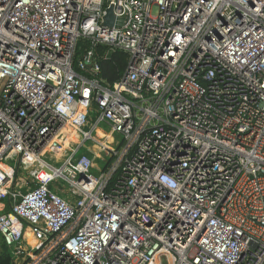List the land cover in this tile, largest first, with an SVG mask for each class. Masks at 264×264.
Returning <instances> with one entry per match:
<instances>
[{
  "label": "built area",
  "instance_id": "obj_1",
  "mask_svg": "<svg viewBox=\"0 0 264 264\" xmlns=\"http://www.w3.org/2000/svg\"><path fill=\"white\" fill-rule=\"evenodd\" d=\"M85 38L127 52L111 85L93 47L73 67ZM0 238L14 264H264V0H0Z\"/></svg>",
  "mask_w": 264,
  "mask_h": 264
},
{
  "label": "trees",
  "instance_id": "obj_2",
  "mask_svg": "<svg viewBox=\"0 0 264 264\" xmlns=\"http://www.w3.org/2000/svg\"><path fill=\"white\" fill-rule=\"evenodd\" d=\"M93 47V58L98 68L95 76L102 80L106 85H111L124 72L127 64L128 54L125 50L116 48L108 50L102 44H90L88 39H80L77 41L73 54V67L78 69V64L82 61L84 53ZM0 264H14L13 257L10 253L3 249L0 251Z\"/></svg>",
  "mask_w": 264,
  "mask_h": 264
},
{
  "label": "crops",
  "instance_id": "obj_3",
  "mask_svg": "<svg viewBox=\"0 0 264 264\" xmlns=\"http://www.w3.org/2000/svg\"><path fill=\"white\" fill-rule=\"evenodd\" d=\"M70 131H73V130H67L66 132H67V138H68V134H69V132ZM75 133V132H74ZM99 136H101L102 135V133H101V131H99ZM105 134H107V136L108 137H112V136H114V141H115V135H113L112 133H111V130L109 129V131L107 132V133H103V135H105ZM77 136V134H74L73 136H72V138H70L69 140H68V146H70V145H76V143L77 142H79L78 140H79V137L77 138L76 137ZM77 138V139H76ZM107 140H109V141H111V138H108ZM74 141H75V143H74ZM93 147L94 146H92V145H87V151L88 152H90L91 154H93L94 155V157H98V156H101V154H102V152H100V149H99V147L98 146H96V150H94L93 149ZM83 150H85L86 148H82ZM81 150V149H80ZM86 151V150H85ZM28 236L30 237V234H28Z\"/></svg>",
  "mask_w": 264,
  "mask_h": 264
},
{
  "label": "water",
  "instance_id": "obj_4",
  "mask_svg": "<svg viewBox=\"0 0 264 264\" xmlns=\"http://www.w3.org/2000/svg\"><path fill=\"white\" fill-rule=\"evenodd\" d=\"M102 25L107 27H121L123 25V18H116L113 14L112 7H109L103 16Z\"/></svg>",
  "mask_w": 264,
  "mask_h": 264
},
{
  "label": "rangeland",
  "instance_id": "obj_5",
  "mask_svg": "<svg viewBox=\"0 0 264 264\" xmlns=\"http://www.w3.org/2000/svg\"><path fill=\"white\" fill-rule=\"evenodd\" d=\"M97 130H98V131H101V133H107V132L109 131L108 127L105 126L104 124H100V125H98ZM104 136H105V135L102 134L101 136H99V139H100V140H101V139H104ZM76 137H77V136H76ZM77 138H78V137H77ZM77 138H76V139H77ZM74 143H75V141H74ZM88 144L91 145L92 143L88 142ZM95 148H96V146L93 147L94 150H96ZM80 151H82V149H81ZM46 159L48 160V158H46ZM94 163H95L97 166H101V165L103 164L101 161H95ZM61 186H62V185H61ZM31 238H32L31 236L28 237V240L31 241ZM3 248H4V245L2 244V241H1V238H0V250H2Z\"/></svg>",
  "mask_w": 264,
  "mask_h": 264
},
{
  "label": "bare ground",
  "instance_id": "obj_6",
  "mask_svg": "<svg viewBox=\"0 0 264 264\" xmlns=\"http://www.w3.org/2000/svg\"><path fill=\"white\" fill-rule=\"evenodd\" d=\"M74 134H75L74 131H70L69 134H68V138L65 139V140H63V142H62V146H66L67 143H68V140H69L70 138H72V136H73ZM54 156H55V154L52 153V152L46 154V158H48V159H52V158H54Z\"/></svg>",
  "mask_w": 264,
  "mask_h": 264
}]
</instances>
